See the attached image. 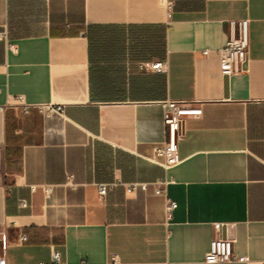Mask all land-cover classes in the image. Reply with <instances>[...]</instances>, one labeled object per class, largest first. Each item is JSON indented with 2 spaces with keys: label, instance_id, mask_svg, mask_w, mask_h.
<instances>
[{
  "label": "crops",
  "instance_id": "crops-1",
  "mask_svg": "<svg viewBox=\"0 0 264 264\" xmlns=\"http://www.w3.org/2000/svg\"><path fill=\"white\" fill-rule=\"evenodd\" d=\"M241 20L249 61L226 77L218 49ZM5 31L0 258L210 264L211 242L229 238L244 260L213 264L264 261V0H0ZM153 61L166 70H140ZM17 95L64 114L25 113ZM166 100L202 110L185 117L182 161L168 169L150 160ZM161 180L178 204L170 219Z\"/></svg>",
  "mask_w": 264,
  "mask_h": 264
},
{
  "label": "built area",
  "instance_id": "built-area-1",
  "mask_svg": "<svg viewBox=\"0 0 264 264\" xmlns=\"http://www.w3.org/2000/svg\"><path fill=\"white\" fill-rule=\"evenodd\" d=\"M248 20H241L238 22H232V37L218 49V54L221 64V72L224 76L230 77L231 75L243 71L249 61V33H248ZM3 39L8 38L7 32L0 33ZM9 48L16 51L15 44H9ZM208 55L209 50L203 52ZM140 70L143 71H157L163 72L166 70V62L163 61H153V62H143L139 64ZM17 104L28 113L32 107L38 108L46 116H51L52 114L63 115L65 111V105L58 104H46V105H30L26 103L23 95L15 96ZM202 110L198 108H193L186 103L177 102L173 100H166L164 102V124H165V140L162 144L158 145L154 149V157L151 161L159 163L164 168L168 169L170 167L178 165L182 159L179 154V141L185 135V117L188 115H199ZM157 157H163L162 161H158ZM170 182L168 180H161L156 182L155 193L158 195L165 196V214L166 218L170 219L174 210L178 207L176 201L170 199L166 192V187ZM139 184H132L128 188L136 189ZM143 189L147 188L146 184H141ZM34 189V187H33ZM45 194L49 197L52 193L53 186H45ZM108 190V184L99 185V194L101 197L105 196ZM22 207H27L28 202L22 200L20 202ZM23 240L27 237L23 236ZM53 258L55 261L59 262L60 253L57 251L53 252ZM244 258L239 257L234 252L233 241L229 238H217L211 242L210 250L207 252L205 261L207 263H227V262H238L242 261ZM0 264H7L5 258H0ZM111 264H122L117 255H112ZM248 264H264V261H249Z\"/></svg>",
  "mask_w": 264,
  "mask_h": 264
}]
</instances>
